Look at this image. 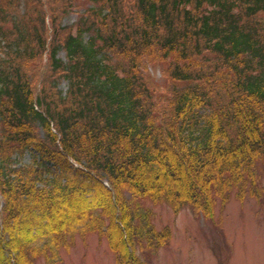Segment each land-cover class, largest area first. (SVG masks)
Here are the masks:
<instances>
[{
    "label": "trees",
    "instance_id": "16d2710c",
    "mask_svg": "<svg viewBox=\"0 0 264 264\" xmlns=\"http://www.w3.org/2000/svg\"><path fill=\"white\" fill-rule=\"evenodd\" d=\"M86 1L73 33L45 23L58 0H0V264H57L89 232L145 264L172 233L146 200L264 202V0Z\"/></svg>",
    "mask_w": 264,
    "mask_h": 264
},
{
    "label": "rangeland",
    "instance_id": "374dc122",
    "mask_svg": "<svg viewBox=\"0 0 264 264\" xmlns=\"http://www.w3.org/2000/svg\"><path fill=\"white\" fill-rule=\"evenodd\" d=\"M23 2L20 13L26 4ZM58 5H65L64 10H58L60 14L57 13L54 21L50 13L47 14L45 23L49 28L56 23L61 30L76 33L80 18L92 12L91 4L86 0H70L67 4L58 0ZM28 11L35 19L37 9L30 6ZM59 55L65 59L63 52ZM44 56V61H47L49 56ZM150 72L166 94L171 86L169 76L160 67L151 66ZM60 88L67 91V83H61ZM31 158V153H27L22 161L30 162ZM262 179L264 184V173ZM145 205L153 212L156 228L161 230L168 226L172 231L171 241L157 252L138 245V255L145 264H264V202L260 203L255 198L241 202L233 195L225 206L218 204L215 220L196 215L189 207L176 214L167 204L146 200ZM74 243L69 250L60 251L61 258L57 264H119L107 239L95 232L85 236L79 233ZM40 264L45 263L41 260Z\"/></svg>",
    "mask_w": 264,
    "mask_h": 264
}]
</instances>
